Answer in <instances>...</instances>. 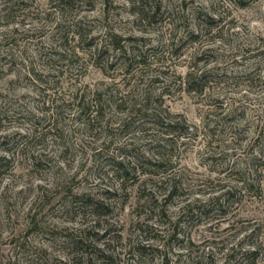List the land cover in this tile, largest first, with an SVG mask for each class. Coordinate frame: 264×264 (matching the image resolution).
Segmentation results:
<instances>
[{
  "label": "rangeland",
  "instance_id": "obj_1",
  "mask_svg": "<svg viewBox=\"0 0 264 264\" xmlns=\"http://www.w3.org/2000/svg\"><path fill=\"white\" fill-rule=\"evenodd\" d=\"M0 264H264V0H0Z\"/></svg>",
  "mask_w": 264,
  "mask_h": 264
},
{
  "label": "trees",
  "instance_id": "obj_2",
  "mask_svg": "<svg viewBox=\"0 0 264 264\" xmlns=\"http://www.w3.org/2000/svg\"><path fill=\"white\" fill-rule=\"evenodd\" d=\"M186 81H187L188 84H191V85L194 84V82H190V81H189V76H188V78L186 79ZM193 86H194V85H193Z\"/></svg>",
  "mask_w": 264,
  "mask_h": 264
}]
</instances>
